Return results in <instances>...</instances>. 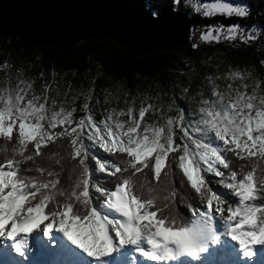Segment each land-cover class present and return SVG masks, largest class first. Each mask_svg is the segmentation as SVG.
I'll return each instance as SVG.
<instances>
[{
    "label": "snow or ice",
    "instance_id": "1",
    "mask_svg": "<svg viewBox=\"0 0 264 264\" xmlns=\"http://www.w3.org/2000/svg\"><path fill=\"white\" fill-rule=\"evenodd\" d=\"M180 2L174 0L173 11ZM194 10L205 16L249 15L246 5L230 0H197ZM152 16L158 18L159 11ZM259 35L264 30L256 25H214L205 28L201 39L248 42ZM227 77L249 78L239 71ZM242 88L229 93L227 102L213 92L214 99L202 101L198 119L180 109L178 116H162L159 126L143 127L141 120L155 105L142 104L139 119L129 107L127 121L114 120L113 114L102 121L90 114L74 121L76 109L61 104L57 110L55 99L49 103L47 87L36 94L29 91L31 83L18 78L15 87L0 89V264H9L5 253L19 258L12 264H25L33 249L61 258L53 264H199L207 256L216 257L211 264L252 260L256 246H264V95L258 96L259 82L250 95L247 84ZM89 99L83 104L86 113H91ZM176 127L181 143L174 139ZM61 138H69V157L75 161L67 187L59 173L37 164L47 145ZM96 147L122 158L102 161ZM29 161L35 167H28ZM173 166L182 172L180 185L186 178L194 195L176 188ZM162 170L163 190L171 189L160 197V187L149 183L148 176L159 179ZM105 172L115 177L114 189L94 178ZM213 178H218L215 184ZM177 196L188 216L179 212ZM57 234L80 251L65 252Z\"/></svg>",
    "mask_w": 264,
    "mask_h": 264
},
{
    "label": "trees",
    "instance_id": "2",
    "mask_svg": "<svg viewBox=\"0 0 264 264\" xmlns=\"http://www.w3.org/2000/svg\"><path fill=\"white\" fill-rule=\"evenodd\" d=\"M131 1L151 15L154 10H158L160 14L165 8L174 7V0ZM238 1L248 7V16L241 18L235 15L231 17L218 15L216 20L194 10L197 0H181L179 10L189 14L193 24L191 31H194L195 25L207 27L213 26L216 22L218 25L238 24L246 28L256 25L264 30V0ZM231 41L234 45H227L224 41H220L215 43L214 47L209 46V43H203L197 49L192 46L190 40L186 45L173 50L155 49L141 55H134L124 46L109 39H90L60 47L53 44H30L15 34L0 32V71L2 67L5 68L6 63L11 66L6 68H12L14 71L24 70L33 78L34 86L30 92L43 94L47 87L49 103L55 99L57 110L61 104L68 110L76 109L73 113L74 121L90 114L82 110L85 97L90 95L88 103L91 115L98 120H104L105 116L114 109L117 112L123 111L127 115L129 107L133 108V116L139 119V107L143 104L147 108L149 104H152L156 108L149 109L143 120L148 124L159 126L164 123L162 116L165 118L178 116L180 109L185 110V115L189 119L192 118L189 116L190 113L195 114V118L198 119L201 92L204 91L207 96H210L214 89L220 91L229 89L231 80L225 78L222 69L215 63L203 62L208 50L211 51L214 48L221 50L233 63L251 64L255 68L256 76L249 79V83L252 84V88L257 82L260 83L264 75V63H262L264 35H259V38L253 37L248 42L240 41V45H236L238 40ZM14 75H7L6 79L4 75L0 76V88L8 84L5 80H8L11 87H15ZM1 78L5 79L4 82ZM232 82L236 84L235 81L232 80ZM212 99L210 98L209 101ZM57 130H60L59 125ZM175 130L177 135L174 139L176 143H181L179 137L182 133L179 127ZM3 143L4 140L0 137V144ZM69 151V138H61L60 143L48 144L44 154L37 158V164L40 167L60 174V183L65 187L68 186L69 173L75 163L69 157ZM93 151L98 157L112 163L122 158V154L108 153L99 148ZM123 158L127 159L126 154H123ZM57 160L60 163H56ZM27 166L35 167L31 161ZM173 170L177 174L173 181L176 188L181 193L188 192L194 195V190L186 182V178H184V185H180L179 178L182 177V172L175 166ZM142 172L147 173V169H142ZM30 174L38 175L36 172ZM135 175L138 180L143 181L144 177L141 173ZM163 176L164 170L159 179L154 175L148 176L149 183L154 187H160L161 190L156 193L160 197L168 195L171 189V185H168L169 191L163 190L165 187L161 184ZM96 180L114 189L115 177L100 176ZM176 203L179 212L188 216L187 208L179 206V196L176 197Z\"/></svg>",
    "mask_w": 264,
    "mask_h": 264
},
{
    "label": "water",
    "instance_id": "3",
    "mask_svg": "<svg viewBox=\"0 0 264 264\" xmlns=\"http://www.w3.org/2000/svg\"><path fill=\"white\" fill-rule=\"evenodd\" d=\"M191 25L187 12L165 8L156 18L131 0H0V32L30 44L109 39L141 55L186 45Z\"/></svg>",
    "mask_w": 264,
    "mask_h": 264
},
{
    "label": "rangeland",
    "instance_id": "4",
    "mask_svg": "<svg viewBox=\"0 0 264 264\" xmlns=\"http://www.w3.org/2000/svg\"><path fill=\"white\" fill-rule=\"evenodd\" d=\"M200 3H209V2H213V0H200L199 1ZM215 2H225V0H215ZM230 2H232L233 4H240V5H244L243 3L239 2L238 0H230ZM218 15L220 14H217V15H213V16H208L210 18H214L216 20ZM211 21H213V19H211ZM214 25H218L217 22L213 24ZM193 26V24L191 25V27ZM206 27H200V26H196L195 25V29L194 31H191L190 32V39L189 41L191 40L192 41V46L195 44L197 49H199L203 43H209V46L211 47H214L215 46V43H218L216 40H211V41H203L201 39V33L205 30ZM201 31V32H200ZM236 40L237 41V44L236 45H240V40L239 38H237ZM221 41H224L227 45H231L233 44V42L229 39H223ZM234 45V44H233ZM207 52V50H206ZM204 63L206 62H210V63H215L217 64L218 67H220L222 69V72L225 73V78L227 79H230L227 77V74L230 72V71H239L241 72L242 74H245L247 75L249 78L246 79V80H241L239 77H237L236 80H233L235 81L236 84H234V82H232L231 80V85H232V88L231 89H228V90H217V89H214L212 92H211V95L210 96H207L205 94V92H201V104H202V101L204 100H209L210 98H213L214 99V96H213V92H218V93H221L223 94L224 96V99H225V102L228 101L229 99V93H231L232 95L235 94V90L236 88H241V90H243L242 88V85L243 84H247L248 85V88H247V94L250 95L251 92H252V84L249 83V79L251 78H254L256 75H255V68L251 65V64H248V63H245V62H242V63H233L231 60L228 59L226 53L222 52L221 50L219 49H212L211 51L208 50V54H205L204 55V59H203ZM3 73L4 75V78L6 79L5 76L7 75H13L15 74V78L14 80H16L15 82V86L16 84L18 83V78L19 79H23L26 81V83H31L32 84V88L34 86V83H33V78L28 75L24 70H16L14 71L12 68H3L1 69L0 71V76L2 77L3 75H1ZM5 79H2L1 80H5ZM6 83L8 84H4V86H2V88H13L10 86L8 80H5ZM4 82V81H3ZM12 82V81H10ZM260 89L258 88V96L259 95H264V75L261 77L260 79ZM0 88V89H2ZM31 90V89H30ZM29 90V91H30ZM201 104H200V107H201ZM119 112L115 111V109L113 111H111L109 114H113V119L114 120H119V121H127L129 119V117H127V115H123V116H119L118 115ZM91 115V113H90ZM96 121H102V120H98L96 118H94ZM145 124H148L147 122H145L144 120H141V126L143 127ZM80 129H78L79 131ZM126 130V128L124 129ZM255 134V133H254ZM126 139V138H125ZM99 147H96V149L94 150H97ZM100 149V148H99ZM103 150V149H101ZM96 155V154H95ZM98 157V155H96ZM99 159H101L102 161L104 159L98 157ZM92 165L93 167H95V164L94 162H92ZM110 177L109 173L105 172V173H96L95 174V179H97L98 177ZM215 179H218V178H213V184H215ZM61 235L57 234L56 236V239L58 240L60 238ZM37 240H39V238H37ZM53 247H55V245H53ZM259 250H261L260 254V258L258 260H254L252 259L250 261V264H264V254L262 253V250L264 249V246H258ZM70 250V249H69ZM34 252V255H31L27 258H25V264H29L30 261H32V263L34 264V261H44L45 264H53V262L61 259L60 257L48 252V251H45V250H39L37 251L36 249L33 251ZM69 252V251H68ZM14 258H17L19 259L18 257H16L15 255L13 256ZM215 260V259H212L211 261H206L204 263H201V264H211V262ZM38 264V263H37Z\"/></svg>",
    "mask_w": 264,
    "mask_h": 264
},
{
    "label": "bare ground",
    "instance_id": "5",
    "mask_svg": "<svg viewBox=\"0 0 264 264\" xmlns=\"http://www.w3.org/2000/svg\"><path fill=\"white\" fill-rule=\"evenodd\" d=\"M58 241H59V243H60V245H61V248L65 251V252H68V251H73V252H75V251H80L79 249H77V250H75L74 249V247L75 246H71L68 242H66L65 240H64V238L62 237V236H60V238L58 239ZM257 247V255L253 258L254 260H258L259 258H260V256H261V254H260V252H261V250H259V248H258V246H256ZM70 249V250H69ZM35 249H33V251H34ZM262 253L264 254V249L262 250ZM14 255H12V256H9L7 253H5V258L9 261V264H12V261H14V260H16L17 258H14L13 257ZM85 256H86V254H85ZM212 259H216V257L215 256H207V257H205V258H203L200 262H199V264H201V263H204V262H208V261H211ZM233 259H235V258H233ZM251 261V260H250ZM250 261H248V262H246V264H250ZM45 264V262L44 261H40V260H36V261H34V264ZM29 264H33L32 263V261H30L29 262ZM187 264H192V262L191 261H187Z\"/></svg>",
    "mask_w": 264,
    "mask_h": 264
}]
</instances>
